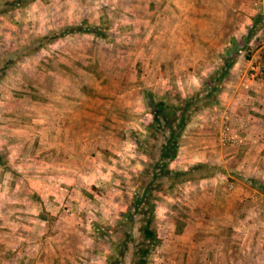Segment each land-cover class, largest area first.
I'll return each instance as SVG.
<instances>
[{
  "label": "rangeland",
  "instance_id": "obj_1",
  "mask_svg": "<svg viewBox=\"0 0 264 264\" xmlns=\"http://www.w3.org/2000/svg\"><path fill=\"white\" fill-rule=\"evenodd\" d=\"M146 2L0 0V264H237L241 239L212 233L214 250L194 254L181 232L219 229L221 189L209 188L210 179L243 188L264 209V5L244 19L242 38L221 48L222 59L208 61L214 70L202 88L179 91L167 86L192 78L185 69L170 77L175 71L156 55L144 24L156 14L142 9L139 19L135 8ZM55 33L56 41L30 50ZM190 98L170 169L202 163L221 173L203 186L193 181L192 194L180 184L153 194L160 243L142 263L133 202L170 136L153 101L172 117ZM194 193L212 205L194 208ZM190 210L199 220H189Z\"/></svg>",
  "mask_w": 264,
  "mask_h": 264
},
{
  "label": "crops",
  "instance_id": "obj_2",
  "mask_svg": "<svg viewBox=\"0 0 264 264\" xmlns=\"http://www.w3.org/2000/svg\"><path fill=\"white\" fill-rule=\"evenodd\" d=\"M263 5L264 0H149L144 5L145 7L135 8L139 12V19L143 16L144 10L142 9H148L156 14L154 22L144 20V24L147 29L152 30L156 55L159 53L162 60L168 61L171 71H175L170 77H182L186 74L192 78V82L175 83L171 81L174 85H168V89L193 91L201 89L205 80L204 76L214 70V65L212 63L209 65L208 61L222 59L221 48H226L227 44L236 43L242 38L240 27L243 26L244 19L249 20V17L257 12V7H263ZM189 61L194 63L191 64ZM184 69L185 74H182L181 70ZM205 181L207 179L199 181L201 186ZM217 182L210 179L207 184L209 188L221 189L222 199L217 203L218 213L213 214L218 216L216 219L220 223L219 229L213 230L206 223L201 224V227L194 224L187 231L181 232L183 234L181 237L186 242L182 245L185 246L184 251L194 254L210 252L214 250L211 248V242L213 244L216 242L210 240L212 233L219 234L220 241L227 238L230 233L234 235L236 242L242 240L241 246L236 243L237 256L233 260L237 264H264V209L257 205L259 198L246 197L243 194V188H236L231 192L227 189L229 185L217 187L215 185ZM222 183L223 181H219V184ZM190 184L196 183H183L175 188L179 187L183 193L197 192ZM184 186L187 187L183 188ZM190 197H193L195 202L200 199V205L194 203V208H201V211L212 205V202L206 201L200 193H194ZM167 215H170L168 217L170 219L171 214L168 212ZM186 215L190 217L189 220H199L195 211L191 214L190 210ZM243 236L250 238L246 239L248 242ZM179 242H182L181 239ZM193 256L195 258V255ZM205 257H203V262ZM225 257H228L227 251ZM223 260V264H228L225 258Z\"/></svg>",
  "mask_w": 264,
  "mask_h": 264
},
{
  "label": "trees",
  "instance_id": "obj_3",
  "mask_svg": "<svg viewBox=\"0 0 264 264\" xmlns=\"http://www.w3.org/2000/svg\"><path fill=\"white\" fill-rule=\"evenodd\" d=\"M76 30V29H75ZM79 31V30H76ZM97 33L95 31H91ZM60 34H49L44 36L42 39L37 41V47L31 46L30 50L36 52L40 50L44 45L52 43L59 38ZM224 73L219 76V80L223 78ZM216 90V89H215ZM199 95V94H198ZM154 102L153 114L158 125L164 122L170 129V136L167 142L162 147V155L160 161L156 165V173L151 178V183L146 187L142 198H135L133 202V208L135 213L140 214L139 222L141 227L139 228V246L136 250V255L142 258V263H145L146 257L150 254V251L160 243V239L157 235L156 230L153 228L155 222L156 205L152 203L151 199L155 192L165 190V185L169 184L174 186L177 184H183L193 182L196 180H202L210 178L218 173H221V169L202 163L193 165L187 170L174 171L170 169V162L177 157L179 139L181 138L183 130L186 128L188 123V115L186 114L194 105L193 98L187 99L182 108H179L180 115L168 114L162 109L161 103ZM1 164V161H0ZM158 181V183H153ZM132 215L134 213H131ZM129 217L132 218V215Z\"/></svg>",
  "mask_w": 264,
  "mask_h": 264
}]
</instances>
